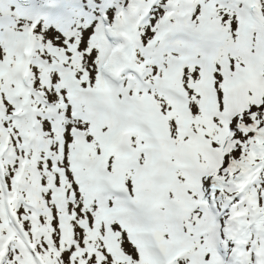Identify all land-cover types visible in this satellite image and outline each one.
<instances>
[{
	"label": "snow or ice",
	"instance_id": "1",
	"mask_svg": "<svg viewBox=\"0 0 264 264\" xmlns=\"http://www.w3.org/2000/svg\"><path fill=\"white\" fill-rule=\"evenodd\" d=\"M0 264H264V0H0Z\"/></svg>",
	"mask_w": 264,
	"mask_h": 264
}]
</instances>
